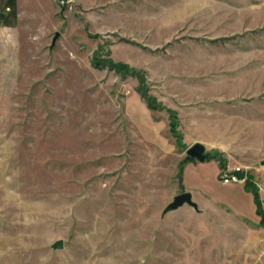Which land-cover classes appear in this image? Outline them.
<instances>
[{"label": "rangeland", "instance_id": "rangeland-1", "mask_svg": "<svg viewBox=\"0 0 264 264\" xmlns=\"http://www.w3.org/2000/svg\"><path fill=\"white\" fill-rule=\"evenodd\" d=\"M7 12L0 264H264L245 188L264 208V0H15ZM97 50L145 73L181 143L136 77L93 66ZM196 142L211 159L184 161ZM227 170L245 176L223 183ZM184 191L199 208L165 212Z\"/></svg>", "mask_w": 264, "mask_h": 264}, {"label": "trees", "instance_id": "trees-1", "mask_svg": "<svg viewBox=\"0 0 264 264\" xmlns=\"http://www.w3.org/2000/svg\"><path fill=\"white\" fill-rule=\"evenodd\" d=\"M111 54V51L108 50L107 53L102 52L101 50H97L93 57H92V64L96 68H105L108 67L109 69L114 70L116 73L128 76L132 75L136 77L139 80V84L137 86V91L140 93L143 100L146 102L147 106L151 110H157V111H166L170 115V126H171V132L176 137L179 143H181V133L179 131V118L177 115V112L169 107H167L166 104H164L162 101H160L152 92L150 85L147 81V77L145 73L135 67L130 66L126 62L123 61H115L112 57H109ZM220 163L223 165L224 160L220 159ZM221 165V166H222ZM237 175H239L241 178H244L245 173L237 171ZM245 188L247 190L252 191L254 195V201L256 204V211L257 214L261 217L260 221L262 226H264V208H263V202L260 197L259 189L258 187L253 184L250 181H247L245 183Z\"/></svg>", "mask_w": 264, "mask_h": 264}, {"label": "water", "instance_id": "water-1", "mask_svg": "<svg viewBox=\"0 0 264 264\" xmlns=\"http://www.w3.org/2000/svg\"><path fill=\"white\" fill-rule=\"evenodd\" d=\"M60 33L57 32L51 47L56 45L57 39ZM211 152L207 150V146L202 142H196L187 149V155L184 161L198 160L204 162L211 159ZM189 204L194 208L198 209V203L193 199V194L191 191H184L180 194H177L174 199L166 206L165 212L178 209L179 207ZM64 247V240L59 239L53 244L54 249H61Z\"/></svg>", "mask_w": 264, "mask_h": 264}, {"label": "built area", "instance_id": "built-area-1", "mask_svg": "<svg viewBox=\"0 0 264 264\" xmlns=\"http://www.w3.org/2000/svg\"><path fill=\"white\" fill-rule=\"evenodd\" d=\"M240 170V169H238ZM238 170H235V171H238ZM235 171H225V173L222 175L221 177V180L223 183H230V182H233V181H240V177L236 174ZM242 179V178H241Z\"/></svg>", "mask_w": 264, "mask_h": 264}, {"label": "crops", "instance_id": "crops-1", "mask_svg": "<svg viewBox=\"0 0 264 264\" xmlns=\"http://www.w3.org/2000/svg\"><path fill=\"white\" fill-rule=\"evenodd\" d=\"M15 0H0V11L1 12H13ZM7 12V15H8ZM4 19V18H3ZM1 19V20H3Z\"/></svg>", "mask_w": 264, "mask_h": 264}]
</instances>
